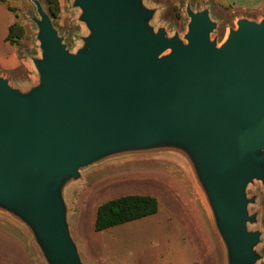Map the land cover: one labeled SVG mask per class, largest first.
<instances>
[{"label":"water","instance_id":"1","mask_svg":"<svg viewBox=\"0 0 264 264\" xmlns=\"http://www.w3.org/2000/svg\"><path fill=\"white\" fill-rule=\"evenodd\" d=\"M38 81L0 74V211L24 224L47 264H85L64 197L111 157L176 151L190 162L227 264H256L262 232L248 188L264 186V16L222 43L210 10L188 4L182 38L145 0H74L88 34L71 51L40 0Z\"/></svg>","mask_w":264,"mask_h":264},{"label":"rangeland","instance_id":"2","mask_svg":"<svg viewBox=\"0 0 264 264\" xmlns=\"http://www.w3.org/2000/svg\"><path fill=\"white\" fill-rule=\"evenodd\" d=\"M3 1L12 8L15 22L23 28V36L19 44H15L23 65L10 73L11 83L26 89L38 81L31 57L41 55L38 26L34 21L39 14L32 0ZM40 1L67 47L76 51L88 29L79 20L81 10L73 6L74 0H57L56 15L50 11L48 0ZM145 3L156 9L152 20L156 28L165 27L170 35L178 32L182 38L190 21L187 5L195 11L208 8L218 24L212 38H218L219 43L225 40L231 27L237 26L239 18L259 20L263 16L261 12L236 9L222 0H145ZM248 193L257 196L250 211L258 213V222L250 228L262 232L257 246L261 259L256 264H264L262 182L251 184ZM128 194L155 196L159 201L158 212L95 231L98 206ZM64 197L71 233L85 264H227L225 247L205 194L190 162L180 152L155 151L111 157L82 170L80 179L66 186ZM0 264H47L28 228L2 211Z\"/></svg>","mask_w":264,"mask_h":264},{"label":"trees","instance_id":"3","mask_svg":"<svg viewBox=\"0 0 264 264\" xmlns=\"http://www.w3.org/2000/svg\"><path fill=\"white\" fill-rule=\"evenodd\" d=\"M52 14L59 10L57 0H48ZM11 10L12 8L9 7ZM23 36V28L15 22L10 26L7 40L11 44H19ZM159 210V201L155 196L148 194H128L110 199L97 208L94 223L95 231H103L108 228L124 224L133 220L153 215Z\"/></svg>","mask_w":264,"mask_h":264},{"label":"crops","instance_id":"4","mask_svg":"<svg viewBox=\"0 0 264 264\" xmlns=\"http://www.w3.org/2000/svg\"><path fill=\"white\" fill-rule=\"evenodd\" d=\"M236 9L258 12L264 16V0H222ZM262 16V17H263ZM255 18V17H254ZM16 15L9 6L0 0V74L11 78L12 72L20 68L22 58H20L19 48L11 44L6 38L10 26L15 23ZM11 80V79H10Z\"/></svg>","mask_w":264,"mask_h":264},{"label":"bare ground","instance_id":"5","mask_svg":"<svg viewBox=\"0 0 264 264\" xmlns=\"http://www.w3.org/2000/svg\"><path fill=\"white\" fill-rule=\"evenodd\" d=\"M198 189V188H197ZM201 196H202V194H201ZM203 198V197H202ZM192 202H195V201H192ZM202 202H203V204L205 205V203H204V199L202 200Z\"/></svg>","mask_w":264,"mask_h":264}]
</instances>
